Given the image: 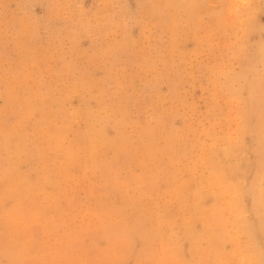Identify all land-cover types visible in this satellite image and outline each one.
<instances>
[{"label": "rangeland", "instance_id": "1", "mask_svg": "<svg viewBox=\"0 0 264 264\" xmlns=\"http://www.w3.org/2000/svg\"><path fill=\"white\" fill-rule=\"evenodd\" d=\"M0 264H264V0H0Z\"/></svg>", "mask_w": 264, "mask_h": 264}, {"label": "bare ground", "instance_id": "2", "mask_svg": "<svg viewBox=\"0 0 264 264\" xmlns=\"http://www.w3.org/2000/svg\"><path fill=\"white\" fill-rule=\"evenodd\" d=\"M22 179V178H21ZM26 194V193H25ZM33 214V213H32ZM11 219V218H10ZM27 226V225H26ZM11 230V229H10ZM26 231V230H25ZM11 242V241H10ZM99 247V246H98ZM98 249V248H97ZM44 255V254H43Z\"/></svg>", "mask_w": 264, "mask_h": 264}]
</instances>
